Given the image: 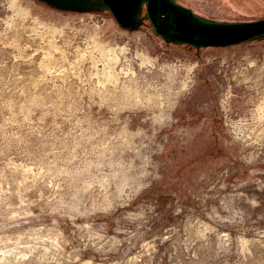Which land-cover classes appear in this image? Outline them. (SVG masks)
<instances>
[{"label":"rangeland","instance_id":"rangeland-1","mask_svg":"<svg viewBox=\"0 0 264 264\" xmlns=\"http://www.w3.org/2000/svg\"><path fill=\"white\" fill-rule=\"evenodd\" d=\"M0 264H264V36L194 47L100 0H0Z\"/></svg>","mask_w":264,"mask_h":264},{"label":"water","instance_id":"water-1","mask_svg":"<svg viewBox=\"0 0 264 264\" xmlns=\"http://www.w3.org/2000/svg\"><path fill=\"white\" fill-rule=\"evenodd\" d=\"M117 23L126 29L147 18L153 31L166 42L194 47L226 46L264 36V17L218 21L197 15L174 0H100ZM145 10V15L141 16Z\"/></svg>","mask_w":264,"mask_h":264},{"label":"bare ground","instance_id":"bare-ground-1","mask_svg":"<svg viewBox=\"0 0 264 264\" xmlns=\"http://www.w3.org/2000/svg\"><path fill=\"white\" fill-rule=\"evenodd\" d=\"M22 10V9H21ZM145 56V55H144ZM144 58V57H143ZM149 59V58H148ZM142 60V59H141ZM145 60H147V59H145ZM144 61V60H143Z\"/></svg>","mask_w":264,"mask_h":264}]
</instances>
